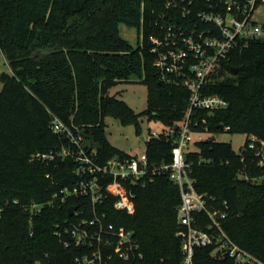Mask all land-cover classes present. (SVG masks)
<instances>
[{"label": "trees", "instance_id": "16d2710c", "mask_svg": "<svg viewBox=\"0 0 264 264\" xmlns=\"http://www.w3.org/2000/svg\"><path fill=\"white\" fill-rule=\"evenodd\" d=\"M169 1L173 0H0V50L12 71L2 74L0 92V264H75L84 250L65 247L69 236L56 235L57 226L74 220L69 215L74 206L84 209L87 217L95 208L99 216L105 214V223L133 232L145 264L180 262L181 194L167 174L128 185L135 204L132 214L116 210L114 196L107 193L94 206L90 198L70 197L40 212L31 209L81 179L76 173L80 163L60 155L76 146L67 134L54 132L55 119L74 137L88 141L85 150L91 155L96 149L100 164L130 157L108 140L107 117L134 125L137 135L141 116L167 127L184 119L191 92L161 80L151 38H162L173 22L185 29L194 24L208 28L198 13L212 10L210 5L220 0H194L186 16L180 8H168ZM121 24L138 28L136 47L121 36ZM233 69H238L236 75ZM133 80L148 86V106L142 114L109 94L119 82ZM202 92L220 95L230 105L194 114L200 122L196 130L211 135L194 142L195 148L186 153L195 189L228 202L225 231L264 261V179L254 180L264 175V167L254 152L236 153L231 143L211 140L229 132L264 141V42L252 41L233 51L220 75ZM146 145L151 164L172 162L171 139L152 137ZM247 145L248 141L241 149ZM197 255L203 259L199 264H224L210 258V249L198 250Z\"/></svg>", "mask_w": 264, "mask_h": 264}, {"label": "built area", "instance_id": "2783aa9c", "mask_svg": "<svg viewBox=\"0 0 264 264\" xmlns=\"http://www.w3.org/2000/svg\"><path fill=\"white\" fill-rule=\"evenodd\" d=\"M184 2L169 1L167 7L180 8L186 16L192 13L194 0L187 4ZM210 7L212 10L198 13L199 20L208 24V28L199 29L194 24L185 29L173 22L162 38H151L152 52L157 54L154 65L161 80L183 85L191 92L184 119L168 127L166 133H152L154 138L164 135L172 140V162L151 164L147 153H143L127 158L113 157L100 164L96 159V149H92L91 155L87 153L85 145H82L83 138L74 137L64 123L55 119L54 132L67 134L76 146V150L68 148L60 155L62 158L72 157L80 163L76 173L81 179L72 188L66 187L60 194H54L52 201L32 205L33 212H40L46 205L52 206L57 202L65 204L70 197L90 198L94 206L102 202L107 193L114 196L116 210L132 214L135 204L128 185L144 184L147 177L167 174L181 194V204L177 208V236L181 241L182 257L177 264H199L203 261L197 255L201 249H210V258L224 264H264L236 244L225 231L228 202H219L215 197L197 192L191 176V163L186 159L191 145L205 140L203 136L206 135L196 130L200 122L194 119V114L203 110H225L230 105L220 95H205L202 92L205 86L214 76L220 75L222 63L233 51L243 50L252 41L264 42V23L260 24L255 19L264 14V0H220ZM245 150L254 152L260 158L259 165L264 166V141L250 135L247 147L241 149L240 154ZM47 157L42 156L43 159ZM106 179L109 181L103 184ZM84 214V209L77 208L73 221L56 227L58 237L67 235L70 238L64 241L65 247L72 245L84 250L83 255L76 257L75 264H145V255L133 232L105 223V214L99 216L95 208L92 217Z\"/></svg>", "mask_w": 264, "mask_h": 264}, {"label": "rangeland", "instance_id": "374dc122", "mask_svg": "<svg viewBox=\"0 0 264 264\" xmlns=\"http://www.w3.org/2000/svg\"><path fill=\"white\" fill-rule=\"evenodd\" d=\"M255 19L260 24L264 23V14L261 16H256ZM121 36L128 41L133 47H136L139 41V31L136 27H130L126 24L120 25ZM11 68L9 63L0 50V92L3 88V82L1 76L3 73H11ZM109 94L120 100H123L128 106L134 110L136 114H142L146 111L148 106V86L142 83L141 80L133 81H122L114 85L110 90ZM106 121V135L108 140L112 145L118 149L130 154V155H141L146 153L147 145L146 142L141 140V137H145L146 141L152 138V133H157L160 135L168 131V127L165 126L160 120H149L147 116L140 117V127L141 134L137 135L136 128L134 125H123L119 120L112 117H107ZM204 139H208L211 135H204ZM216 140L219 142H229L231 143L234 151L240 153L241 148L246 144L249 139V135L245 133H229L224 132L219 134ZM82 145H89L88 141H83ZM192 148H195L191 145ZM190 147V148H191ZM260 161V160H259ZM260 162H258L259 164ZM264 167V166H262ZM247 176L244 174L240 175V178ZM262 177V176H261ZM260 179L254 178L255 181L261 182Z\"/></svg>", "mask_w": 264, "mask_h": 264}, {"label": "water", "instance_id": "95a60500", "mask_svg": "<svg viewBox=\"0 0 264 264\" xmlns=\"http://www.w3.org/2000/svg\"><path fill=\"white\" fill-rule=\"evenodd\" d=\"M232 71H233V74H234V75H236V74L238 73V69H233ZM141 140L144 141V142H146V139H145V137H143V136L141 137ZM211 140H212V141H215V140H216V137L213 136V137L211 138ZM76 209H77L76 206L71 207V208L69 209V215H70V216H73V214H74V212H75Z\"/></svg>", "mask_w": 264, "mask_h": 264}]
</instances>
